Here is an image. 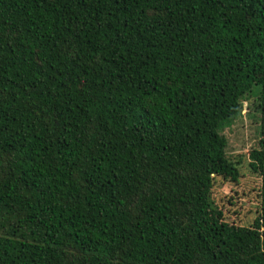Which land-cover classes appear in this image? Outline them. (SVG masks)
I'll return each mask as SVG.
<instances>
[{"label":"trees","instance_id":"obj_1","mask_svg":"<svg viewBox=\"0 0 264 264\" xmlns=\"http://www.w3.org/2000/svg\"><path fill=\"white\" fill-rule=\"evenodd\" d=\"M253 86L245 227L211 194ZM0 264H264V0H0Z\"/></svg>","mask_w":264,"mask_h":264},{"label":"rangeland","instance_id":"obj_2","mask_svg":"<svg viewBox=\"0 0 264 264\" xmlns=\"http://www.w3.org/2000/svg\"><path fill=\"white\" fill-rule=\"evenodd\" d=\"M259 87L253 86L242 101L241 115L223 131L227 159L238 170V179L214 178L212 200L227 223L251 226L260 212L261 178L250 167L249 154L259 148Z\"/></svg>","mask_w":264,"mask_h":264}]
</instances>
